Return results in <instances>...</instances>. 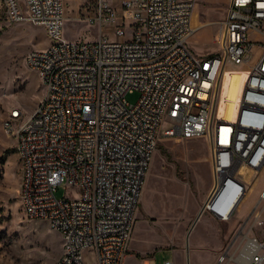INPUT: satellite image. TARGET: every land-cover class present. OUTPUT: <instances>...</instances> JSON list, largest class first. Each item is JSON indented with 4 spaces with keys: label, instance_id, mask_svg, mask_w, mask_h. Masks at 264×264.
Segmentation results:
<instances>
[{
    "label": "built area",
    "instance_id": "2783aa9c",
    "mask_svg": "<svg viewBox=\"0 0 264 264\" xmlns=\"http://www.w3.org/2000/svg\"><path fill=\"white\" fill-rule=\"evenodd\" d=\"M84 1V20L98 29L94 41L61 38L64 0H0V30L26 23L50 39L23 56L43 97L27 118L10 107L2 127L21 164L23 215L60 236L55 264H85L88 252L94 264H122L164 119L171 124L164 137L209 143L213 181L200 216L229 220L246 194L240 170H262L264 0H228L216 36L220 53L205 58L186 45L196 0H119L114 42L104 25L116 24L117 11L107 0ZM254 48L232 119L217 117L222 69L243 65ZM133 92L139 97L131 105L124 97ZM61 184L74 195L56 197ZM263 223L264 190L216 264H264V236L253 232Z\"/></svg>",
    "mask_w": 264,
    "mask_h": 264
},
{
    "label": "rangeland",
    "instance_id": "374dc122",
    "mask_svg": "<svg viewBox=\"0 0 264 264\" xmlns=\"http://www.w3.org/2000/svg\"><path fill=\"white\" fill-rule=\"evenodd\" d=\"M107 2L117 11L116 24L104 25L108 42H114L115 34L111 28L122 24V8L119 0ZM84 3V0L63 2L61 38L65 41L97 39V27L84 20L88 13ZM195 3L198 20L202 25L190 36L186 45L194 55L201 58L218 54L220 46L216 41V21L222 19L225 0H196ZM262 32L264 33V24ZM259 41H262V37ZM49 44L50 39L42 27L16 23L0 30V264H55L61 249V239L56 232L50 230L43 221L26 218L21 211L18 197L21 164L15 152L14 139L7 136L2 127V121L7 118L10 107L20 109L27 118L43 97L39 78L25 67L23 56L30 50L42 49ZM257 53V48H254L251 58L243 65H227L223 69L216 97V115L226 116L223 114L224 108L233 110L237 107L248 69ZM138 97L139 93L133 92L126 94L124 99L133 105ZM170 127L171 124L164 119L153 154L156 157L155 163L149 171L145 203L141 198L143 183L134 214L128 242L131 253L137 255V258L148 257L150 264H165V260L171 258L169 250L177 260L173 264H216L221 247L227 245L237 233L257 203L260 192L264 190V166L255 174L240 171L246 194L229 220L216 222L209 220L206 215L201 216L188 237L190 224L182 218L181 202L187 187L194 193L197 181L202 188L205 181L207 184L213 181L206 162H201L208 156L209 143L205 137H164L162 131ZM151 177L153 194L150 213L145 206ZM74 193V188L61 184L55 195L73 196ZM250 221L251 218L243 228L244 232ZM253 232L256 236L263 237L264 223L262 226H254ZM198 238L200 241L194 245L193 241ZM85 264H94L90 252L85 256Z\"/></svg>",
    "mask_w": 264,
    "mask_h": 264
},
{
    "label": "crops",
    "instance_id": "0c3cea01",
    "mask_svg": "<svg viewBox=\"0 0 264 264\" xmlns=\"http://www.w3.org/2000/svg\"><path fill=\"white\" fill-rule=\"evenodd\" d=\"M227 4H228V0H225V7L222 10L223 11L222 19L224 17V13H225V10L227 8ZM195 7H196V3H195ZM195 7H194L193 15H192V20H191V22H192L191 28L193 29L192 34L202 25L201 21L198 20V15H197ZM222 19L220 21H216L218 26H219V22H221ZM197 21H198V23H197ZM191 22H190V25H191ZM195 23H196V25H195ZM209 56H211V55H209ZM206 57H208V56H206ZM153 156L154 155H152V157ZM201 162H202V164L206 162L207 169H208V171L210 173V177H211L212 174H211V162H210L209 150H208V156L204 157L201 160ZM145 178H146V176H145ZM203 179L205 180L204 177H203ZM211 187H212V181H210L208 184L205 181V184H204L203 188L200 187V184L197 181L196 184H195L196 190H194V193L189 189V187H187V190H185L186 191L185 197H184V199H182V202H181V205L183 207V211H182L181 215H182V218L185 220V222L187 224H190L189 225L190 228H189V230L187 232L188 237L191 234V232L193 231V229H194L197 221L199 220V218L201 216L206 215V214H203V215L200 216L199 215V210H200L202 204L204 203V201L206 199V196H207L208 192L210 191ZM146 190H147V187H145V185H144L143 191L141 193V198H142L143 203H145V199L144 198H145ZM152 194H153V187H152V178H151L150 179V190H149V194L147 195V202H146V206H145L146 210L148 212H150V213H151L150 206H151ZM207 217H208L209 220L210 219H211V221L213 220L209 216H207ZM213 221H215V220H213ZM137 230H138V228L136 229V231ZM198 241H200L199 238L196 239L195 241H193V242H195L193 244L194 245L197 244L196 242H198ZM214 244L217 245L215 240H214ZM189 245H191V243ZM169 251H170V254H171V258L170 259H166L165 260V264L166 263H168V264L176 263V261H177L176 257L174 256V254L172 253L171 250H169ZM174 260H175V262H174ZM122 264H150V262H149L148 257L147 258H137V255H134L133 253H131L130 243H128L127 244L126 255H125L124 259H123Z\"/></svg>",
    "mask_w": 264,
    "mask_h": 264
},
{
    "label": "bare ground",
    "instance_id": "6f19581e",
    "mask_svg": "<svg viewBox=\"0 0 264 264\" xmlns=\"http://www.w3.org/2000/svg\"><path fill=\"white\" fill-rule=\"evenodd\" d=\"M194 7H195V5H194ZM193 11H194V8H193ZM192 15H193V12H192ZM191 20H192V17H191ZM192 26V25H191ZM192 32H193V29H192ZM236 67H238V66H236ZM223 69H225V67L223 68ZM223 69H222V71H223ZM221 74H222V72H221ZM220 77H221V75H220ZM220 77H219V79H218V81H217V83H216V90H215V93H214V101H215V99H216V97H217V91H218V86H219V80H220ZM235 109H236V107L233 109V110H229L228 108H224L223 109V114L224 115H226V116H220V115H216L217 117H220V118H222V119H224V120H231L232 119V117H233V115H234V112H235ZM217 111H219V108H217ZM152 160L150 161V164H149V169H148V171L146 172V178H144V180H145V182H143L144 183V185H145V187H147L148 186V181H149V171L152 169V167L154 166V163H155V158H154V156H153V158H151ZM155 168V167H154ZM240 171H242V172H245V171H247V170H245L244 168H242ZM153 172V171H152ZM151 173V172H150ZM152 178V177H151ZM145 199V198H144ZM135 219V218H134ZM133 223H134V221H133ZM132 227H133V225H132ZM132 230V229H131ZM131 233V232H130Z\"/></svg>",
    "mask_w": 264,
    "mask_h": 264
}]
</instances>
